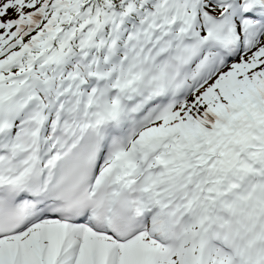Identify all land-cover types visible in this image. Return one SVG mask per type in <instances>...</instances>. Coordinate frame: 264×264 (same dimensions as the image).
Wrapping results in <instances>:
<instances>
[{"label":"snow or ice","instance_id":"obj_1","mask_svg":"<svg viewBox=\"0 0 264 264\" xmlns=\"http://www.w3.org/2000/svg\"><path fill=\"white\" fill-rule=\"evenodd\" d=\"M0 264H264V0H0Z\"/></svg>","mask_w":264,"mask_h":264}]
</instances>
